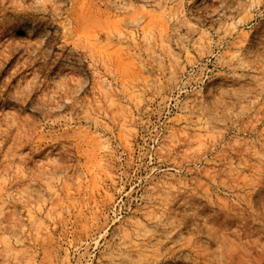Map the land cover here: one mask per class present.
<instances>
[{
  "label": "rangeland",
  "instance_id": "obj_1",
  "mask_svg": "<svg viewBox=\"0 0 264 264\" xmlns=\"http://www.w3.org/2000/svg\"><path fill=\"white\" fill-rule=\"evenodd\" d=\"M0 264H264V0H0Z\"/></svg>",
  "mask_w": 264,
  "mask_h": 264
}]
</instances>
